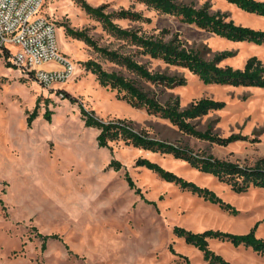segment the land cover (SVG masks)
<instances>
[{
    "label": "rangeland",
    "instance_id": "374dc122",
    "mask_svg": "<svg viewBox=\"0 0 264 264\" xmlns=\"http://www.w3.org/2000/svg\"><path fill=\"white\" fill-rule=\"evenodd\" d=\"M87 1L94 6L110 3L111 9L132 4L131 0ZM181 1L197 7L209 2L212 11L226 12L238 24L264 29V16L248 13L226 0ZM135 9L143 10L152 22L130 23L121 19L118 23L124 27L142 25L149 32L157 33L163 28L178 32L187 47L200 51L207 59L224 51L233 52L221 65L242 68L253 55L264 61V44L229 41L140 3ZM43 13L56 24L60 48L77 65V70L69 80L45 87L0 53V264H187L184 256L193 264H208L202 251L174 233L175 226L194 232L216 229L242 234L257 225L256 235L264 238L263 188L236 193L213 175L173 154L136 148L123 140L101 147L97 140L100 130L85 124L80 108L82 103L104 121H132L137 130L188 146L196 153L254 165L264 163V88L204 84L187 69L138 56L136 59L147 63L151 70L187 78V84L174 88L148 83L95 52L84 41L66 34L65 24L76 29L88 28L101 45L132 51L129 45L105 31L75 0H46ZM88 59L100 62L109 71L138 79L144 89L156 93L163 103L171 95L179 96L182 106L204 97L226 101L225 108L197 120V127L211 128L223 137L236 134L246 139L221 145L181 132L169 120L149 114L145 108H135L116 90L101 86L84 67ZM42 67L54 69L57 65L49 63ZM62 90L78 102L63 97ZM38 99V115L29 124L28 116ZM48 109L52 113L50 120L44 116ZM113 158L120 160L123 168H109ZM139 158H148L213 189L239 213L231 214L161 179L137 164ZM126 173L140 193L130 187ZM37 233L56 234L61 239L49 238L43 248ZM210 247L233 264H264V256L251 247H236L218 239H211Z\"/></svg>",
    "mask_w": 264,
    "mask_h": 264
},
{
    "label": "trees",
    "instance_id": "16d2710c",
    "mask_svg": "<svg viewBox=\"0 0 264 264\" xmlns=\"http://www.w3.org/2000/svg\"><path fill=\"white\" fill-rule=\"evenodd\" d=\"M79 6L91 17L100 22L103 29L111 36L127 44L132 48L130 52H123L119 48H110L101 45L94 36L89 34L88 28L76 29L65 24L67 35L84 41L95 52L106 59L121 66L137 75L138 78L154 85L174 88L187 84V78L180 74H169L159 70H151L147 63L141 62L136 57L141 56L150 61H159L166 66H175L187 69L196 75L204 84H230L235 86H253L264 88V61L257 55L249 57L242 68L231 65H221V62L232 56L231 51L217 53L213 58H205L200 51L187 47L180 33L172 32L163 28L156 32H149L138 27L121 26L118 20H128L130 23H150L152 18L146 16L143 10L135 9L137 3L143 4L148 9H153L160 14L173 15L181 21L193 24L201 29L234 42H249L257 45L264 44V29H256L250 26L238 24L229 14L223 11H212L209 2L197 7L181 0H131L128 7L111 9L110 3L99 6L90 4L87 0H75ZM240 9L264 16V0H226ZM1 53V52H0ZM3 55L9 56L8 50ZM1 56V54H0ZM85 69L92 72L100 85L111 90H116L131 106L145 108L149 114H155L169 120L178 129L188 135L207 140L221 145H228L240 139H246L243 135L232 134L223 137L214 133L211 128L201 130L196 121L212 111L225 108L226 101L204 97L191 102L188 106H182L179 96L171 97L163 103L156 93L144 89L138 79L127 77L118 71H109L94 59L84 62ZM62 96L71 102H78L68 91L62 90ZM38 99L36 107L28 116L31 124L38 115ZM81 112L87 126L96 127L100 130L97 140L101 147H110L111 141L123 140L126 144L151 152L170 153L177 159L189 163L201 172L213 175L219 181L228 185L236 193H245L251 188L264 189V163L245 165L233 161L217 158L211 154L196 153L188 146L152 137L146 130H137L132 121L109 120L104 121L94 115L81 103ZM51 119V110L44 115ZM137 164L155 172L161 179L178 185L183 190L203 197L205 200L219 205L223 210L231 214H238L239 210L231 203L225 201L216 191L206 186H201L192 180H188L172 170L166 169L161 164L148 158H139ZM120 160L113 158L109 168L120 170L123 168ZM126 179L130 187L138 188L130 176L126 173ZM255 225L247 233L237 234L228 231L206 229L194 232L182 226H175L174 233L185 239L186 243L193 245L203 253V258L208 264H233L220 253L210 247L211 239L226 241L234 246L251 247L254 251L264 256V238L256 235ZM43 240V248L49 238H60L59 235H44L37 233ZM174 251V249H171ZM175 252V251H174ZM187 264H193L187 256H184Z\"/></svg>",
    "mask_w": 264,
    "mask_h": 264
},
{
    "label": "built area",
    "instance_id": "2783aa9c",
    "mask_svg": "<svg viewBox=\"0 0 264 264\" xmlns=\"http://www.w3.org/2000/svg\"><path fill=\"white\" fill-rule=\"evenodd\" d=\"M45 2L0 0V47L8 50V57L20 70L41 85L54 87L72 78L77 65L61 50L57 26L43 13ZM49 63L57 67H42Z\"/></svg>",
    "mask_w": 264,
    "mask_h": 264
},
{
    "label": "crops",
    "instance_id": "0c3cea01",
    "mask_svg": "<svg viewBox=\"0 0 264 264\" xmlns=\"http://www.w3.org/2000/svg\"><path fill=\"white\" fill-rule=\"evenodd\" d=\"M56 65V64H55Z\"/></svg>",
    "mask_w": 264,
    "mask_h": 264
}]
</instances>
